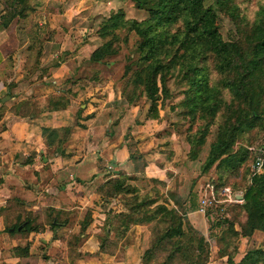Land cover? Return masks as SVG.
<instances>
[{
  "label": "crops",
  "instance_id": "crops-1",
  "mask_svg": "<svg viewBox=\"0 0 264 264\" xmlns=\"http://www.w3.org/2000/svg\"><path fill=\"white\" fill-rule=\"evenodd\" d=\"M81 2L0 0V264H141L147 248L145 224H130L115 237L106 213L127 208L109 203L113 198L104 202L97 189L118 173L130 177L128 134L145 143L158 122L146 118L143 125L133 124L135 101L126 102L116 84L101 82L99 74L97 80L84 78L82 71L99 64L88 60L98 45L77 43L69 30H57L48 45L47 23L77 22ZM58 5L62 14L54 16L51 8ZM121 98L120 107L109 104ZM140 147L139 153L147 152ZM145 160L144 176L164 180L154 156ZM187 204L184 200V208ZM196 205L189 203L186 216L205 237L207 224ZM47 208L69 211L68 222L50 229L42 219ZM87 210L91 221L80 233V255L70 261L66 238L79 232L82 219L72 220ZM30 215L41 217L36 222L42 230L12 232L11 225ZM99 242L113 246L101 251ZM241 256L235 252L232 260ZM215 258L227 264L226 256Z\"/></svg>",
  "mask_w": 264,
  "mask_h": 264
},
{
  "label": "trees",
  "instance_id": "trees-1",
  "mask_svg": "<svg viewBox=\"0 0 264 264\" xmlns=\"http://www.w3.org/2000/svg\"><path fill=\"white\" fill-rule=\"evenodd\" d=\"M231 1L213 0V5L205 6L204 0H131L135 8L147 12L146 19L139 22L132 19L122 20L120 14H114L105 21V30L98 31L99 37H105L109 25L111 30H115V27H125L139 38L136 51L139 53L138 64L141 67L135 73V83L142 88L146 99L151 103V107L147 108L146 118L153 120L158 118L152 103L158 91L157 76H161L159 81L162 82L163 75L175 66L178 68L180 80L189 85L188 92L192 89L190 100L195 105V109L202 107L204 114L211 120L221 108L224 109L218 129L222 127L226 129V140L222 141L219 135L210 145L201 168L203 172L215 162H217L216 167L223 173L240 166L248 156V150L240 147L238 150L240 155L231 152L235 137L244 133L245 129L251 130L258 125L264 128L262 101L264 98V0L259 5L257 17L250 28L241 31L237 27L239 39L224 40L219 33V13L226 11L231 19L239 21L238 13H234L235 8L230 6ZM115 37L116 34H112L109 41L101 42L95 47L89 54L88 60L99 62L106 56L115 54L116 48L112 44ZM209 60L212 69L219 76L215 85L209 83V75L206 71L205 62ZM128 70L129 68L125 66L123 73L126 74ZM220 89L227 90L234 103L225 104L220 97ZM120 93L126 102L136 101L135 97L131 99L126 97L121 90ZM136 96L141 97L138 93ZM241 103L244 105L243 110L236 107ZM202 136L198 139L199 143L202 141ZM225 154L226 156L220 159ZM132 158L134 156L129 154V159ZM129 180L131 178L127 175L118 173L116 177L107 179L97 189L104 202L116 196L132 201V205H129L125 212L106 213V222L110 226L112 223L115 225L110 228L114 231L115 237L117 239L122 237L130 224H145L150 234L148 226L156 221V224L162 223V231L156 229V236L141 254V264H152L154 250L163 247L164 244H167L169 249L164 260L158 264H172L176 257L184 264H203L208 256L207 239L187 221L183 204L178 205V201L172 199L174 205L168 207L165 201H160L156 191H153L150 197L145 195L137 199V189L129 185L127 182ZM209 180L214 183L213 190L218 203L211 205L205 211L204 217L208 227L226 223L225 215L238 208L245 217L240 226V235L249 236L254 231H261L264 234V160L261 162V172H253L248 184L241 190H234L219 177ZM222 189H226L228 193L240 192L242 203H227L226 195H220ZM215 210L217 213L220 212V217L223 218L213 223L215 220L211 219V213ZM44 211L46 214L43 221L50 229L58 228L68 222L69 211L53 208ZM38 219V215L25 216L24 220L11 225L12 232L42 230V222H36ZM90 221L91 212L87 210L80 221L79 232L66 238L70 261L80 255L77 251L81 241L80 233ZM237 234L236 232L235 235ZM108 245L110 244L99 242V250L109 251L111 248L108 249ZM233 254L218 252V256H226L227 264H264V251L260 249L244 252L237 262L232 261Z\"/></svg>",
  "mask_w": 264,
  "mask_h": 264
},
{
  "label": "rangeland",
  "instance_id": "rangeland-1",
  "mask_svg": "<svg viewBox=\"0 0 264 264\" xmlns=\"http://www.w3.org/2000/svg\"><path fill=\"white\" fill-rule=\"evenodd\" d=\"M80 1H82V7L78 5L77 9L78 16H81V18L77 22L73 19L67 20L64 23L54 18L55 20L47 23V42H50V44H47L52 45L51 41L55 39L52 36L57 30L64 32L69 30L73 33L74 40L77 43L84 44L89 42L92 48L101 42L109 41L111 35L116 34L114 42L112 43L113 47L116 48V53L108 55L99 61V64L94 68L95 70L88 68L82 71V75H84V78L90 79L99 74L101 75V82L105 78L112 83L114 82L116 84L115 89L117 90L118 88V91L121 90L126 97H130V99L135 97L136 101L134 105L137 106V114L133 120V124L143 125L144 120H147L145 117L147 108L151 107V103L146 99L142 88L135 83V73L141 67L138 64L139 53L136 51L139 38L132 31H127L125 27H115V30H111L109 25L107 27L108 34L105 37H99L98 31L105 30V21L111 15L120 14V19L122 20L132 19L139 22L147 18V12L135 8L131 0ZM261 3L262 0H232L230 6L235 8L234 13H238L239 21L231 19L226 14V11L220 12L218 25L221 37L224 40L239 39L240 36L237 27L241 31L246 28L249 29L257 17L256 12ZM204 5H213V0H204ZM58 7L59 5L51 8L54 16L62 12L57 9ZM50 24L53 26L52 29L49 27ZM76 33L80 35L77 36ZM42 34L43 36L41 38L46 36L44 31ZM81 57L83 56L80 55ZM81 61H83V58H81ZM125 66L129 68L126 74L123 73ZM205 66H207L206 71H208L209 83L215 85L219 76L212 69L210 60L205 62ZM159 78H161L160 75L156 78L158 91L156 99L152 102L158 115L156 119L158 125L154 128L155 130L152 133L153 137L145 143H142L144 140L142 141L140 138L134 139V136L131 134H128L126 139L129 152L134 156V158L129 159L131 163L128 172L131 180L127 182L129 185L136 187L137 199L145 195L150 197L153 195V191H156L159 199H161L160 201H165L168 207H173L172 199H176L178 205H182L184 200L188 201L187 206L190 202L196 205L202 193L204 183L207 180L210 181L209 179L213 180L217 177L222 178L223 181L228 183L236 191L243 189L248 184L249 177L253 172H261V162L264 160V128L258 125L251 130L245 129L244 133L235 137L231 146V152H237L240 155V152H238L240 147L248 150V156L240 166L223 173L221 169L216 167L217 162H215L209 169L203 172L201 168L208 155L210 145L215 142L219 135L222 141L226 140V129L224 127L220 128V130L218 129V125L223 119L224 109L221 108L212 120L208 115L204 114L202 107L195 109V105L190 100L192 89L188 92L189 85L185 81L180 80L176 66L163 75L162 82L159 81ZM97 79L98 77L96 76ZM137 93L141 97L138 98L136 96ZM220 97L225 104L234 103L232 96L225 89H220ZM123 101L121 98V100H113L109 104L116 103V106L120 107ZM262 101L264 104V98ZM236 107L242 110L244 109L242 103ZM142 133H144L143 129L140 130V135ZM202 134L204 135L202 136ZM201 136L202 141L199 143L198 139ZM141 144L144 145L142 150L147 149V152H138L141 149ZM147 154L154 156V163L164 172L165 181L158 180L161 181L159 183L157 179L151 180L153 178L147 179L144 176L143 167L146 165L145 157ZM225 156L226 154L220 157V159ZM164 159L165 161H163ZM178 191H180V194ZM235 193L241 194L240 192ZM127 199L116 196L109 203H113V205L120 204L127 208L129 205H132V201H128ZM215 199L216 202L213 204L218 203L217 196ZM96 204H100L99 201ZM186 207L185 209L187 211ZM44 214H46L45 211H43ZM220 216V212L213 211L211 213V219L215 220L213 223L223 218ZM77 217L78 219H83L84 214L83 216L81 214L76 215L72 221H75ZM185 217L187 219V216ZM39 218L41 219V217ZM244 218V213L236 208L225 215L224 219L227 222L222 225L213 227L210 225L211 227H208V222L205 219L207 224L205 238L207 239L206 248L208 256H206L203 264H225L224 260L215 258L219 251L226 255L235 252L243 254L251 249L264 251L263 232L254 231L249 236L240 235V226L244 222ZM42 219L45 220V216ZM187 221L189 222L188 219ZM148 228L150 234L147 247H149L151 241L156 236V229L162 231L163 226L162 223L156 224V221H153ZM236 232L238 233L237 235H235ZM110 248H112L111 245H108V249ZM168 249L169 246L164 244L163 247L154 250L152 264L162 262ZM172 264L184 263L176 257Z\"/></svg>",
  "mask_w": 264,
  "mask_h": 264
},
{
  "label": "built area",
  "instance_id": "built-area-1",
  "mask_svg": "<svg viewBox=\"0 0 264 264\" xmlns=\"http://www.w3.org/2000/svg\"><path fill=\"white\" fill-rule=\"evenodd\" d=\"M110 168V167H108ZM213 185L207 180L204 183V187L201 195L197 200L196 210L201 214H205L206 209H208L213 203L216 202V195L213 190ZM220 195H226L225 201L227 203H242V196L238 193H228L226 189L220 191Z\"/></svg>",
  "mask_w": 264,
  "mask_h": 264
}]
</instances>
